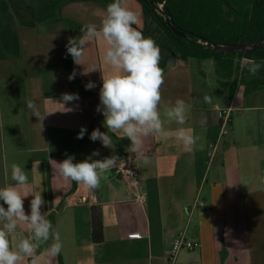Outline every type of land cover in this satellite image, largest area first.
I'll return each instance as SVG.
<instances>
[{"label": "crops", "instance_id": "0c3cea01", "mask_svg": "<svg viewBox=\"0 0 264 264\" xmlns=\"http://www.w3.org/2000/svg\"><path fill=\"white\" fill-rule=\"evenodd\" d=\"M85 1L98 4L91 3L90 8L102 12L103 19L109 0ZM134 1L143 19L141 5ZM68 18L32 28L17 27L18 56L0 58V188L15 183L11 165L16 163L27 172L32 195L42 191L45 203L41 213L47 219L53 217V227L63 244L50 264H168L166 255L182 235L186 241L198 242L200 248L180 251L172 264H264V88L244 94L239 86L231 97L227 91L217 92L223 104L214 107L230 110L222 135L216 111L191 97L194 88L191 90L190 83L193 87L195 83L186 69L189 59L167 63L159 105L164 127L173 131L181 127L168 123L163 113L170 102L183 99L190 105L183 127H191L199 139L187 152L174 137L149 136L144 144L150 162L145 164L142 155L125 150L131 144L128 138L117 139L109 133L114 149L89 139L96 128L108 131L96 108L102 74L113 70L102 63L105 45L98 41L88 44L82 65L74 63L66 44L78 33L70 30L67 21L77 20ZM74 70L75 78L69 80ZM89 81L95 83L90 90L85 88ZM64 93H76L79 100L64 103ZM28 100L39 106L41 116H45L42 122L27 109ZM202 115L208 118L206 126H201ZM81 127L87 131L83 139H77ZM212 144L216 149L208 160ZM97 149L100 154L93 159L115 154L120 161L134 162L142 183L143 204L134 200L129 181L117 177L113 170L97 190L58 174L53 161L59 163L72 155L74 162H81ZM32 195L24 199L26 214H30ZM196 203H202V209H197ZM91 207L101 213L100 244H93L90 238ZM31 235L21 223L10 240ZM43 247L37 249V255ZM21 264H30V260L26 258Z\"/></svg>", "mask_w": 264, "mask_h": 264}, {"label": "clouds", "instance_id": "9594fccd", "mask_svg": "<svg viewBox=\"0 0 264 264\" xmlns=\"http://www.w3.org/2000/svg\"><path fill=\"white\" fill-rule=\"evenodd\" d=\"M138 23V13L131 10L124 0H113L106 6V14L100 24L82 25L78 37L68 38L66 49L74 63L82 65L81 61L90 42L98 41L105 45L101 60L113 71L106 76L102 74L100 104L96 111L102 113L103 125L108 131L101 132L96 128L89 139L94 142L99 140L105 148L114 149L113 135L117 139L128 138L131 144L125 150L139 153L147 164L150 160L145 151V138L155 136L167 140L174 137L185 151L191 152L199 137L194 135L191 127H183L188 120L190 105L179 98L174 104L170 102L163 115L168 123L175 122L181 127L174 131L165 129L159 110L161 86L164 83V69L160 66L161 50L151 37H145L134 27ZM262 66L264 62L258 63L247 57L240 61L241 71L247 69L253 76ZM93 70L95 68L91 71ZM75 75L74 70L69 75V80L74 79ZM94 87L95 83L92 81L85 85L88 90ZM76 100H79L76 93L62 94L64 103ZM203 102L212 103V97L204 95ZM26 107L39 121L44 120L45 116H41L35 101L28 100ZM207 122V116L202 115L201 126H206ZM86 131L85 127H81L77 139H83ZM99 154L97 149L81 162H74L72 155L59 163L53 162L64 180L75 181L89 190H97L101 186V180H107L110 171L117 168L120 161L115 154L103 159L92 158ZM11 180L15 183L0 188V201L3 202L0 204V264H21L26 258L30 260V264H50V259L61 253L63 244L52 222L46 218L45 213H41V206L45 203L42 191L32 195L33 189L29 185L27 172L16 163L11 165ZM29 195L33 198L30 201V214H26L24 199ZM21 223L27 226L32 235L18 241L14 237L10 240V235L16 232ZM41 246H44L43 250L37 255V249Z\"/></svg>", "mask_w": 264, "mask_h": 264}, {"label": "trees", "instance_id": "16d2710c", "mask_svg": "<svg viewBox=\"0 0 264 264\" xmlns=\"http://www.w3.org/2000/svg\"><path fill=\"white\" fill-rule=\"evenodd\" d=\"M35 8L25 0H6L0 8V58H16L19 54L18 35L5 21V13L12 11L18 27L32 28L38 24L62 21L59 9L65 3L76 0H41ZM142 8L145 37H151L165 56L160 60L164 69L169 61H212L218 80L230 83L228 97L237 87H243L244 94L264 88V66L256 75L247 69H240L241 58L247 57L256 62H264V43L247 55L215 52L212 45H252L264 33V0H137ZM31 2V1H30ZM160 5L162 8L160 9ZM158 8L160 10H158ZM161 16H158L157 13ZM79 31L82 25L71 26ZM172 23L184 37L175 35L167 26ZM154 24L158 30L152 31ZM74 31V30H73ZM157 34V35H155ZM80 32L78 33V36ZM235 74H237L235 76ZM53 223V217L48 218ZM90 238L93 244L103 241L102 218L97 207L90 208Z\"/></svg>", "mask_w": 264, "mask_h": 264}, {"label": "rangeland", "instance_id": "374dc122", "mask_svg": "<svg viewBox=\"0 0 264 264\" xmlns=\"http://www.w3.org/2000/svg\"><path fill=\"white\" fill-rule=\"evenodd\" d=\"M27 3H31L35 8L38 7L39 3L42 2L41 0H25ZM31 1V2H30ZM83 2H80V4H77L75 6H61L59 9V16L62 18L61 22H64V17L69 16V18L77 20L78 22H82L83 24L86 23H95L97 25L100 24L102 17V12H98V10L94 8H90V5L94 4L92 2H88L85 0H81ZM129 2L131 4V10L138 13L139 17V23L138 25H134V27H137L138 29H143V19L140 15V12H138V6L134 0H124V2ZM92 3V4H91ZM112 3L110 0L106 3L107 5ZM4 4H7L6 0H0V8L3 7ZM93 6V5H92ZM94 6H99L98 4H94ZM160 9L162 8V5L159 6ZM158 16H161V14L158 12ZM0 16L2 17V12L0 10ZM68 18V19H69ZM5 21L10 25L11 28L16 29L18 27L15 19L13 18L12 11L8 8L5 13ZM77 21H69L72 22L71 26L81 25ZM67 25H69L67 23ZM75 32L79 33V31L74 27H72ZM150 29L152 31L158 30V34H161V31L154 26V24L150 25ZM17 30V29H16ZM157 35V34H155ZM165 52L161 51V60L164 58ZM179 61V60H177ZM183 62V61H182ZM167 63H176V61H169ZM186 64L188 65L186 67L187 70L190 71L191 79L195 83V87H193L192 83L191 90L194 88V96L192 98H196L195 101H202L203 102V96L209 95L212 97V103L206 104L204 103L208 108L214 109V105L222 106V101L219 99V95L217 92L225 93L227 91L228 95V87L230 86V83H225L223 80H218L215 72V66L212 61H197L195 59H189ZM169 65V64H168ZM167 65V66H168ZM165 67V69H169L168 67ZM237 74H235L236 76ZM197 89V90H195Z\"/></svg>", "mask_w": 264, "mask_h": 264}, {"label": "built area", "instance_id": "2783aa9c", "mask_svg": "<svg viewBox=\"0 0 264 264\" xmlns=\"http://www.w3.org/2000/svg\"><path fill=\"white\" fill-rule=\"evenodd\" d=\"M214 110L216 111L217 117L221 122V134L226 133V126L229 124V109H219L218 107H214ZM216 145L212 144L209 146V150L207 153L208 160L212 159L215 153ZM115 175L123 180H127L130 183V188L134 192V200L140 204H143L145 202L144 194L142 193V183L140 179V175L138 172L137 167L135 166L134 162L131 159H128L126 161H119V166L117 168L112 169ZM195 207L198 209H202L203 204L202 203H196ZM200 248V244L198 242H190L186 241L183 238V235L175 240L167 255H166V261L168 264H172L176 255L184 250L188 252H192L195 250H198Z\"/></svg>", "mask_w": 264, "mask_h": 264}, {"label": "water", "instance_id": "95a60500", "mask_svg": "<svg viewBox=\"0 0 264 264\" xmlns=\"http://www.w3.org/2000/svg\"><path fill=\"white\" fill-rule=\"evenodd\" d=\"M158 10H160L158 8ZM175 35L179 37H184L185 34L178 31L175 27H173L172 23H169L167 26ZM262 43H264V33H262L261 37L258 41L252 45H245V44H238V45H230V44H223V45H212V49L215 52H220L224 54H239L245 53L247 55L253 53L254 51L258 50Z\"/></svg>", "mask_w": 264, "mask_h": 264}]
</instances>
